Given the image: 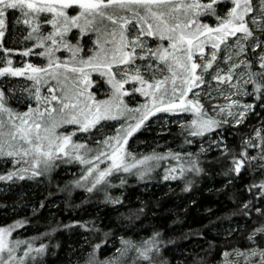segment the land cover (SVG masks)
Wrapping results in <instances>:
<instances>
[{"label":"snow or ice","instance_id":"1","mask_svg":"<svg viewBox=\"0 0 264 264\" xmlns=\"http://www.w3.org/2000/svg\"><path fill=\"white\" fill-rule=\"evenodd\" d=\"M257 2L258 7L253 0H0V51L4 53L0 57V80L24 78L31 82L30 87L19 90L20 96L15 89L0 87V158L13 164L12 170L0 175V181L34 180L51 172L58 160L74 161L83 166L75 187H83L88 193L102 190L106 202L118 205L123 203L121 198L107 191V187H117L110 182L116 174L144 179L169 160L177 161L178 167H168L165 180L182 179L186 172L200 174L203 168L198 153H186L185 162L179 152L136 156L126 146L157 113H190L188 122L180 125L190 137L203 138L228 123L208 114L197 90L209 96L213 90L223 95L220 86L228 85L233 90L224 96L228 103L213 106V111L217 116L231 117L237 126L255 106L241 104L233 97L264 99V0ZM9 13L16 23L27 26L24 39L33 42L20 55L28 57L34 48L40 49L35 55L44 57L46 64L14 66L9 56L13 50L3 46ZM86 36L92 45L87 51ZM58 52H67L68 58L61 59ZM93 73L110 86V94L103 93L107 99H98L91 91L97 84ZM157 73L162 74L160 78ZM210 81L216 82L215 89ZM136 93L146 102L130 108L124 98L134 99ZM21 96L27 107L23 112L10 106ZM121 117L129 122L121 124L114 135L94 140L96 148L73 139L78 132L102 133L106 126L102 121ZM65 125L77 127L59 134L57 129ZM213 143L223 157L229 158L226 175L239 176L246 165L251 168L256 161L264 176V135L260 130L255 139L243 142L239 154L222 139L210 141V148ZM255 148H259L258 156L250 155L248 150ZM125 182L121 178L119 186ZM252 188L258 189L264 200V179L248 190ZM243 208L254 209L264 217V209L255 208L252 201ZM140 211L126 219H133ZM22 226L17 222L0 227V264H42L38 258L46 254L47 245L34 247L29 241L12 238L15 228ZM81 227L102 232L94 221ZM110 235L103 232L101 243L91 244L92 250L83 254V264H169L163 258L166 245L159 231L139 240L121 236L112 255L100 259V249ZM245 239L243 250L223 253L224 264H264V220Z\"/></svg>","mask_w":264,"mask_h":264},{"label":"trees","instance_id":"2","mask_svg":"<svg viewBox=\"0 0 264 264\" xmlns=\"http://www.w3.org/2000/svg\"><path fill=\"white\" fill-rule=\"evenodd\" d=\"M7 28L3 46L20 45L18 31L10 22ZM249 102L255 107L242 123L238 126L224 123L217 129L236 154L244 141L255 139V132L264 124V99L253 98ZM172 128L166 134L169 142L173 145L185 142V146H190L186 142L190 137L183 139L180 128ZM143 136V132L137 135L140 139ZM248 151L253 156L259 154V148ZM198 154L203 171L200 174L187 172L182 179L169 181L172 183L170 189H165L167 181L154 179L156 185L142 191L139 187L143 182L133 177L119 186L120 177L114 175L110 181L117 187H107V191L112 197L121 198L123 203L118 205L106 202L102 190L88 193L83 187H75L72 181L75 176L79 179V174L61 175L56 169L48 178L33 180L36 186L31 188L16 180L8 192H0V227L20 222L23 226L15 228L12 238L29 241L34 247L42 243L47 245L46 254L38 258L42 264H83V254L92 250L91 244L101 243L103 232L111 235L100 249V259L112 255L111 244L117 242L119 245V237L139 240L156 231L162 233L166 245L163 258L169 264H217L224 252L234 248L243 250L247 246L245 237L264 220L254 209L243 208L252 201L255 208L264 209L259 190H248L253 183L259 184L264 176L256 161H252L251 168L246 165L239 176L226 175L229 158L223 157L219 148ZM184 158L187 162V156ZM4 183L8 182L0 181V186ZM138 210H142L138 216L126 219ZM90 221L102 232H90L81 227ZM229 225L232 230L227 234L216 232L224 231Z\"/></svg>","mask_w":264,"mask_h":264},{"label":"rangeland","instance_id":"3","mask_svg":"<svg viewBox=\"0 0 264 264\" xmlns=\"http://www.w3.org/2000/svg\"><path fill=\"white\" fill-rule=\"evenodd\" d=\"M254 6L258 7V2L257 0H253ZM19 18L18 14L17 17ZM11 23L12 27L14 30L18 31L20 34V45L18 46H13L9 44L7 48L12 49L13 51L9 53L10 58L14 62V66H22L24 63H33L36 65H44L47 63L46 59L42 56H37L35 55L36 52H39L40 49H35L32 55L28 56L27 59L25 57H22L20 53H22L27 47H32L33 42L31 41H26L24 37L27 34V26L23 25L22 23H16V19L13 18L12 14L9 13L7 19H6V30H5V35L8 33V28L7 24ZM205 22L212 23L211 20H206ZM251 26V25H250ZM13 30V31H14ZM259 34V33H257ZM4 38V37H3ZM148 42L151 46L155 47V44H152V38H148ZM75 43V41H73ZM167 42H165V45ZM84 45H85V51H87L88 48H90L92 45L90 42H88L87 36L84 38ZM6 48V47H4ZM4 54L0 52V57H2ZM58 56H60L61 59L66 60L68 58V53L67 52H58ZM139 63V62H138ZM219 63V61H218ZM222 67L224 65H221ZM241 69H237V72H240ZM166 74V73H164ZM147 75V73H146ZM161 73H157V78L161 77ZM93 80L97 82L96 86L91 89V91L97 95L98 99H107V95H103V93H108L110 94V86L107 85V83L104 81L103 78H100L97 73H93ZM207 80V77H206ZM211 86L213 89L216 87V82L215 81H210ZM31 82L25 80L24 78H3L0 80V87L4 88L6 91L8 89H15L17 96H20L19 90L22 87H30ZM205 88H208V84L204 86ZM99 88V92H97V89ZM126 88H130L129 85H126ZM221 92L223 93L220 94V92L217 91H212L211 96L207 95L204 91L202 90H197L201 91V95L199 97L200 102L204 105L205 110L208 112L209 115L214 116L216 119H219L221 121L227 120L229 124L236 125L231 117H228L226 115H220L217 116L216 113L213 111V106L215 105H226L228 103L227 100H225L224 96L227 95L229 92H232L233 90L229 88L228 85H221L220 86ZM248 91H252V86H248ZM44 95H47V92H43ZM189 98H191V94H189ZM255 98L252 95L248 96H243V97H237L234 96L233 99H238L241 104H249V100ZM125 102L128 104L130 108H135L138 107L140 104L145 103V98L143 96H140L139 93L135 94V98L131 97H125ZM32 107H36L35 101L31 102ZM10 106L20 112L26 111V102L24 101L23 97L21 96L19 99V102L16 101H11ZM234 111L236 109H233ZM191 114L190 113H177V114H172V113H157L155 116L150 117V119L146 122L145 126L137 133H135L128 142L127 150L130 152L132 155L136 156H141V155H149L152 154L153 152L157 153H167L169 150L172 152H179L181 153V156L183 157L185 161V154L186 153H203L201 152V145L203 148L206 150L204 152H207L209 150L217 148L216 145L213 143L212 147H209V142L210 141H217V140H223L225 141V138L222 136L221 131H217L210 134L206 135L205 137H190L188 136L187 132L183 129H181L180 125L181 124H186L188 122V119H190ZM246 118V117H245ZM244 121V120H243ZM129 121L125 117H121L119 120L115 121H108V122H101L102 125H106L102 129V133L96 132L93 130L91 134H85V133H77L73 139L78 142V143H84L89 145L91 148H96L97 145L94 143V140H99L102 139L104 135L111 136L115 134V130L121 127V124H127ZM176 127L177 129L180 128V135L184 139V136H187L191 143H189L190 146H185V142L181 143V145H173L169 141V139L166 137V134L169 133L173 128ZM77 126H72V125H65L64 127H61L57 129V132L59 134H66L68 131L74 130ZM98 128L100 127L99 125L97 126ZM261 131V133L264 135V124L258 129ZM143 132L144 136L140 139L137 137V135ZM256 134V132H255ZM186 162V161H185ZM104 167V165H101ZM168 167H178V163L175 160H169V161H164L161 163V166L157 167L155 170L151 171L147 176L144 177V179H140L139 176L133 175V174H125V173H119L120 178H123L124 180H131V178H135V181H140L143 182V185L139 187V190H146L149 187L155 186L156 182L154 179H158L159 181H167L164 182L165 189H170L172 186V183L169 181H174L172 179L165 180L163 179L165 175V171ZM13 169V164L10 160H6L3 158H0V175H5L9 170ZM58 169L59 173L61 175H66V174H71V175H82V170L83 166L78 164L77 162H65V160H58L56 162V166L52 169L51 172L46 173L42 178H48L50 175L53 174V172ZM187 172L184 174L186 175ZM78 176V178H80ZM77 176L74 177L75 180ZM40 178V177H39ZM118 178V180H120ZM35 180V179H34ZM22 183H27L26 186H29L31 188L36 186L34 185L36 182L33 180H24L21 181ZM74 183V181H72ZM111 182V181H110ZM16 183L8 182L4 183V185L0 186V192H8L7 189L14 187ZM8 187V188H7ZM24 187V186H23ZM22 187V188H23ZM232 225L226 226L223 230H217L216 232L219 234L224 235L227 234L230 230ZM14 239V238H13ZM16 240V239H14ZM24 241V240H22ZM112 246V251L113 253L115 251V248L118 247L117 242H113L111 244ZM233 251V250H232ZM230 251V252H232ZM235 259V257H232ZM224 256L220 259V261L217 264H224Z\"/></svg>","mask_w":264,"mask_h":264}]
</instances>
